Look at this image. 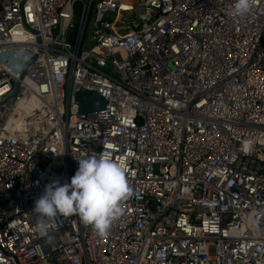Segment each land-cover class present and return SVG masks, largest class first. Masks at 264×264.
<instances>
[{"label":"built area","instance_id":"obj_1","mask_svg":"<svg viewBox=\"0 0 264 264\" xmlns=\"http://www.w3.org/2000/svg\"><path fill=\"white\" fill-rule=\"evenodd\" d=\"M233 5L0 0V264H264V0ZM85 156L129 189L103 236L32 209Z\"/></svg>","mask_w":264,"mask_h":264},{"label":"clouds","instance_id":"obj_2","mask_svg":"<svg viewBox=\"0 0 264 264\" xmlns=\"http://www.w3.org/2000/svg\"><path fill=\"white\" fill-rule=\"evenodd\" d=\"M250 9V0H234L232 12L243 16ZM77 169L68 182L52 180L44 187L32 207L41 223L57 217L78 215L98 235L107 234L119 215V204L129 189L123 167L107 157H76Z\"/></svg>","mask_w":264,"mask_h":264},{"label":"water","instance_id":"obj_3","mask_svg":"<svg viewBox=\"0 0 264 264\" xmlns=\"http://www.w3.org/2000/svg\"><path fill=\"white\" fill-rule=\"evenodd\" d=\"M104 103L103 100L101 99V97H99V95H94L93 96V103L91 105H83L81 106V111L83 112H87L90 111L92 109H101L103 108Z\"/></svg>","mask_w":264,"mask_h":264}]
</instances>
